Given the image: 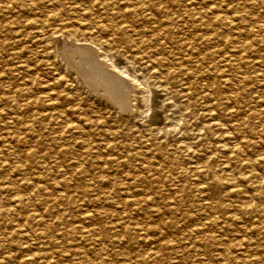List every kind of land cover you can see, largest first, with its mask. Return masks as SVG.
Returning <instances> with one entry per match:
<instances>
[{
	"label": "rangeland",
	"instance_id": "obj_1",
	"mask_svg": "<svg viewBox=\"0 0 264 264\" xmlns=\"http://www.w3.org/2000/svg\"><path fill=\"white\" fill-rule=\"evenodd\" d=\"M68 39L120 52L143 114ZM263 157L264 0H0V264H264Z\"/></svg>",
	"mask_w": 264,
	"mask_h": 264
},
{
	"label": "bare ground",
	"instance_id": "obj_2",
	"mask_svg": "<svg viewBox=\"0 0 264 264\" xmlns=\"http://www.w3.org/2000/svg\"><path fill=\"white\" fill-rule=\"evenodd\" d=\"M116 29H120V27H117ZM67 41L68 50L72 51V53H68L67 56L68 69L75 74V77L81 82V84L92 93L105 98L121 112H126L136 117L143 114L144 111L141 110L139 102L145 105L148 101L149 85L146 80L139 81L132 67H122L117 64L114 58L116 54L120 55V52L117 50L104 51L101 47L95 49L90 44L79 43L73 39H68ZM127 42L130 43L131 41L128 39ZM62 47L64 48V46ZM135 48L138 47L135 46ZM131 58L135 59L134 56ZM168 70H170V67L164 69V72L155 73V77H161V75L165 74ZM174 70L176 69L174 68ZM119 74L124 75L125 77L120 76ZM260 179L261 181L258 184L260 189L258 190V193L261 195L262 200L264 199V174H261ZM257 208L255 210H257ZM263 212L264 207H262V213Z\"/></svg>",
	"mask_w": 264,
	"mask_h": 264
}]
</instances>
